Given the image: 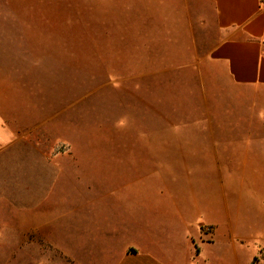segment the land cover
<instances>
[{
    "label": "rangeland",
    "instance_id": "rangeland-1",
    "mask_svg": "<svg viewBox=\"0 0 264 264\" xmlns=\"http://www.w3.org/2000/svg\"><path fill=\"white\" fill-rule=\"evenodd\" d=\"M213 35L196 0H0L5 111L66 152L33 209L62 250L6 234L0 264H103L110 251L95 238L130 226L111 194L146 191L148 177L173 190L174 143L201 142L207 156L206 141L264 127L248 94L208 64ZM202 170L182 180L193 185ZM193 198L198 216L219 209Z\"/></svg>",
    "mask_w": 264,
    "mask_h": 264
},
{
    "label": "crops",
    "instance_id": "crops-1",
    "mask_svg": "<svg viewBox=\"0 0 264 264\" xmlns=\"http://www.w3.org/2000/svg\"><path fill=\"white\" fill-rule=\"evenodd\" d=\"M196 1L214 34L208 64L220 68L231 87L247 93L252 113L264 118V0ZM36 127L5 111L0 94V242L6 234H30L62 250L48 227L36 226L33 209L45 195L53 165H60L66 152L38 143ZM222 135L217 145L206 141L214 150L207 156L197 152L201 142L173 144L180 169L173 190L164 179L148 177L146 191L141 184V192L111 194L130 226L110 227V236L95 238L98 248L110 251L103 264H264V127ZM195 168L203 172L189 186L182 178ZM151 183L166 192L150 191ZM194 195L219 209L199 217Z\"/></svg>",
    "mask_w": 264,
    "mask_h": 264
},
{
    "label": "built area",
    "instance_id": "built-area-1",
    "mask_svg": "<svg viewBox=\"0 0 264 264\" xmlns=\"http://www.w3.org/2000/svg\"><path fill=\"white\" fill-rule=\"evenodd\" d=\"M207 231H209V232H210V231H211V229H210V228H207Z\"/></svg>",
    "mask_w": 264,
    "mask_h": 264
}]
</instances>
